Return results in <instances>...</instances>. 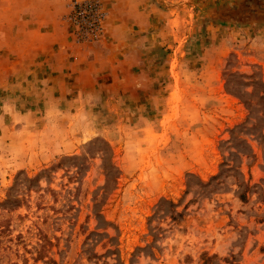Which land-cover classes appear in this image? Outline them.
<instances>
[{"label":"rangeland","instance_id":"rangeland-1","mask_svg":"<svg viewBox=\"0 0 264 264\" xmlns=\"http://www.w3.org/2000/svg\"><path fill=\"white\" fill-rule=\"evenodd\" d=\"M75 1L72 46L109 42L111 4ZM155 2L134 94L0 85V264H264V0Z\"/></svg>","mask_w":264,"mask_h":264},{"label":"crops","instance_id":"crops-1","mask_svg":"<svg viewBox=\"0 0 264 264\" xmlns=\"http://www.w3.org/2000/svg\"><path fill=\"white\" fill-rule=\"evenodd\" d=\"M68 1L0 0V85H8L7 74L17 73L18 84L30 75L46 111L65 115L82 111L86 94L98 88L109 100L138 91L132 70L142 54L139 38H154L143 31L155 25L158 12L155 0H107L117 19L110 41L74 47L64 22ZM7 56L18 60L9 63Z\"/></svg>","mask_w":264,"mask_h":264},{"label":"built area","instance_id":"built-area-1","mask_svg":"<svg viewBox=\"0 0 264 264\" xmlns=\"http://www.w3.org/2000/svg\"><path fill=\"white\" fill-rule=\"evenodd\" d=\"M75 5L78 7L79 15H81L83 18L87 17L88 12L97 15V11H99L100 13L101 10L100 3L98 0H78L75 1ZM94 22L98 23V21Z\"/></svg>","mask_w":264,"mask_h":264},{"label":"trees","instance_id":"trees-1","mask_svg":"<svg viewBox=\"0 0 264 264\" xmlns=\"http://www.w3.org/2000/svg\"><path fill=\"white\" fill-rule=\"evenodd\" d=\"M239 76H240V77H245V76H247V75H245V74H239Z\"/></svg>","mask_w":264,"mask_h":264}]
</instances>
